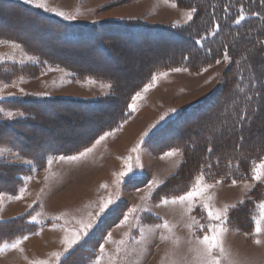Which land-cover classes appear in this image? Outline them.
Returning <instances> with one entry per match:
<instances>
[{
    "label": "rangeland",
    "instance_id": "obj_1",
    "mask_svg": "<svg viewBox=\"0 0 264 264\" xmlns=\"http://www.w3.org/2000/svg\"><path fill=\"white\" fill-rule=\"evenodd\" d=\"M15 1L36 7L45 15L38 12L30 15L25 12L27 9L20 7V3L0 0V30L17 31L20 35H28L31 37V41L33 40L42 46L45 51L52 52L61 58L74 60L84 67L112 69L116 75H119V80L122 77L123 80L119 83L121 85L126 84L127 88L132 85L136 86L138 79L145 74L148 68L154 65L155 62L157 64V59L163 55L178 53L180 47L178 45L173 46L169 40L164 43L156 42L154 39L142 40L134 33L124 36L117 29L107 30L104 27H99L104 38L102 41L109 47V53H114V55L109 56L102 48L94 46L93 41H86V43L77 45L66 44L61 35L54 33V22L52 21L53 24L47 23V18L51 21V18L47 15L68 21H87L96 25L98 23L108 25L113 22H131L174 28L186 26L197 17L196 11L193 13L192 19L188 20L186 13L195 7L180 4L177 0H45L48 8H56L58 11L73 16L74 19H68L67 15L60 16L55 11L37 7L35 3L30 4L27 0ZM109 33H114L116 38L119 39L120 42H117V47L115 44H108L109 40L106 36ZM0 41H12L19 45V47H13L10 43H0V109H2L0 120H7L12 123L16 121L24 122L19 125H12L16 132L18 131L20 134L16 136L18 140L22 141L19 147H15L6 141L0 142V150H3L0 153V161L3 160L13 165L12 175L23 174L24 181L19 188L17 187L18 190L12 192L0 191L4 196H19L20 190L26 185L27 178L37 172L44 171V169L48 171L50 168L48 161L53 157L75 155L83 149L91 147L105 132L118 134L124 131L132 122L142 120L141 123L145 128L144 133H148L147 135L142 134L138 142L140 145L139 150L132 154V156L134 155L133 163L130 160L127 163L135 166L136 157L139 156L142 167L136 169L137 174L134 180L125 178L121 183L120 199L117 201L115 211L102 218L88 236L65 253L61 257L60 264H94L97 256L100 255V245L104 246L103 258L100 261L102 264H200V258L196 251L199 247L196 237H202L205 230L196 226L190 228L188 225L192 223V217H195L200 224H207V212L201 210L198 202L191 212L186 210L185 205L179 203L175 205L161 204L162 198L173 196L168 197L160 193L161 187L171 180L172 176L178 175L182 171L181 167L185 162L195 163L194 158L200 159L198 161L199 171L196 175L203 172V182L213 185L212 188L207 190L206 195L212 197L210 204L216 209L223 210L227 205L230 211L232 205H241V202L244 203L248 200L252 191L264 186V179L255 181L252 178L253 167L264 162V150L258 152V149L262 147L251 148L248 145L252 140L260 143L264 139V88H262L261 93L257 90L256 93L254 92L248 96L249 99L251 96L254 98L259 97V99L255 98L251 101L253 106L250 107L251 113H254V115L250 126H246L244 120V125L240 124L237 127L238 132L234 135H230V132L224 134L222 129L227 122L222 120L221 117L226 115L228 109L224 110V105L220 102L222 100L223 102L228 101V99L226 100L227 96H230L231 93L238 94L242 90V86L239 87V91H234V87H231L230 78L232 72H234V57L238 54H234V50H230L229 47L224 52L222 50L213 59L201 64L198 68L189 64L162 68L158 66L159 68L150 74L148 80L138 85L131 94L125 105L128 112L125 120L116 127L108 126L105 128L106 130L98 133L96 131L98 127L102 123L108 122L112 114L117 111L116 103L118 104L120 98H122L121 93L124 95V89L116 95L117 90L111 80L98 77L92 73L78 74L76 70L64 63L53 62L42 56L34 51L35 49L30 47L29 43H25L13 37V35L8 36L0 33ZM255 44V49L262 58L260 60L264 62V35H258ZM65 48H70L73 51L67 52L64 50ZM83 49L86 50L83 51ZM87 50L90 51V55L85 52ZM226 51L230 57L229 61L223 59ZM243 51L240 52L241 55L239 54L238 57L244 55ZM30 57L31 59H29ZM217 60L220 61L219 64L216 62ZM18 64L22 68H19ZM252 68L254 71L256 69L255 75H257L258 61L252 64ZM173 69L182 70L173 71ZM161 73H167V75H160ZM153 75L157 77L153 87L144 92V86L151 82ZM261 77L263 78L264 75H261ZM90 80L93 82H89ZM21 89H23V92H21ZM137 92L141 93V98L136 100L135 110H133L129 105L133 103L132 97ZM112 95L115 97L114 101L103 104L101 106L103 112L91 111L88 113V108L84 109L80 105L74 106L73 104L64 105L60 100H57L94 101L111 98ZM45 99H54L55 102L47 103L44 101ZM24 101L26 104L22 103ZM29 101H33L34 104L31 106L37 109L28 108L27 105L30 106ZM204 107L208 108L207 113L198 112L204 110ZM229 107H232V105H229ZM171 109L176 111L170 112ZM9 112L12 113L11 116L8 115ZM165 113H168V115L161 120V116H164ZM207 118H211L213 122L219 118L212 130L209 127L210 123L206 120ZM78 123L80 125L76 126ZM152 125H155V127H151ZM205 130L206 132L203 134ZM94 131L98 135L85 147L71 154L50 153L45 165L42 167L34 165V160L27 154L22 153L20 148L23 147L29 151L33 149L43 151L46 148H55L58 144H66V146L76 144L86 140ZM16 132L9 130L4 135L8 134L11 137ZM173 136L181 137L180 145H173L172 148L167 149L162 148L164 150L161 151L157 149L158 146L163 147L166 143L168 144V141H170L168 139ZM105 139L108 141L104 146H107L111 139L110 137ZM225 139H228V141H225ZM201 141L206 146L200 154L198 153V146L201 145ZM148 143H152L153 147ZM226 144H229V146L227 147ZM209 148L214 152L209 151ZM172 149H178L179 151L172 156L164 155ZM105 150L108 151L107 147ZM130 151H127V158L132 152ZM245 157L249 158L248 165L244 163L245 161H242V158ZM221 158L222 163L226 162L229 167L241 165L242 163L247 165L246 168L248 167L247 170L250 171L248 178L245 181L235 180V184H233V181L225 183L222 178L205 179L207 171L211 168L219 169L218 165L215 164L219 163ZM57 162L55 169L48 171V176L56 173L63 175L66 160L58 159ZM113 165L114 163L110 162L109 159V169L96 170L93 173L94 177L96 175L101 176L103 173L104 176H107V173L109 175L112 173L116 180L115 174L123 170L116 172V170H113ZM26 166L32 167L34 171L27 169ZM104 166L107 167V163ZM0 175L5 176V178H0V185L7 183L12 178V175L2 168H0ZM135 180H140L143 184L136 188L130 187V182H137ZM194 180L195 178L192 179V183ZM153 181L156 182L154 186ZM108 188L109 193L116 192L114 183L107 188H103L102 192H108ZM84 189L90 190V188ZM99 189L102 188H95V191ZM262 202H264V199L258 200L259 210L264 216V208L260 207ZM94 204L96 205L95 212H97L99 204L98 202H94ZM40 205V202L36 201L31 205L29 204L27 209L26 206H23L9 220L26 215V218L33 223L32 217L37 212L42 211ZM133 206L137 207V211L130 216L126 224L120 225L123 215ZM150 216H155V219L158 218L159 221L155 220L154 222ZM54 217V220H49L44 224L37 223L39 227L34 231L27 230L25 226H19L21 228L19 231L23 233L17 234L16 238L12 240L0 243V247L5 243H11L17 238L28 236V239L21 244L24 251L9 248L0 252V264L26 263V253L30 248L37 255L34 260H48L50 264H57L56 258L51 256V253L62 252L64 245L61 242L62 238L57 234L55 236L54 231H52L53 229L62 228L59 218L55 215ZM164 221H167L171 226V232L162 227H155V225H162ZM262 223L261 227L264 228ZM53 225H56V227H53ZM43 227L52 229H47L46 233L42 235ZM225 227L228 231L224 234L223 243L228 257L222 261V264H229V261L232 264H259V261L264 260V248L260 247V245H264V236L256 235L255 237L254 235L255 240L260 239L261 241L260 244H256L255 240L252 239V234L248 235L230 230L227 223ZM109 233H111V240L108 239ZM40 234L41 238L33 240ZM162 236L166 239H161ZM53 239H56V242H53ZM121 239L125 243L121 246L122 251L117 254V242ZM87 240L90 242H86ZM251 241L252 243H250ZM38 242L40 244H37ZM78 249L80 253L77 252L72 258L73 251ZM113 256L115 257L114 261L110 259ZM43 257L46 258L42 259ZM32 260L30 259V261Z\"/></svg>",
    "mask_w": 264,
    "mask_h": 264
},
{
    "label": "trees",
    "instance_id": "obj_2",
    "mask_svg": "<svg viewBox=\"0 0 264 264\" xmlns=\"http://www.w3.org/2000/svg\"><path fill=\"white\" fill-rule=\"evenodd\" d=\"M6 1L12 3H20L19 1H15V0H6ZM177 1L183 5L194 6L197 11V17L188 25L186 26L184 25L183 27H176V28L150 26L142 23H131V22H113L108 25L98 23V25H96L94 23L87 21H68L47 15L48 17L51 18L50 19L51 21H49V19L47 18L46 20L47 23L53 24L54 22L53 24V26L55 27V29H53L54 33H56L57 35H61L62 40L65 41L66 44L77 45L81 43H86V41H93L94 46L102 48V50L105 53H107L109 56L114 55V53L110 54L108 50L109 47L105 45V42L102 41L104 38L103 35L100 33L101 30H99V27H104L107 30L112 28L117 29V31H119L121 34H124V36L134 33L137 34L142 40L154 39L156 42H162V43L169 40L171 41V44L173 46L178 45L180 47L178 53L174 52L173 54L170 55L168 54L163 55L162 57L157 59L158 60L157 64L155 62L154 65H151L148 68L145 74L142 77H140V79H138L139 81L137 85L136 86L132 85L128 88L126 84L121 85L119 83L123 79L121 77V79L119 80V75H116V73H114L112 69H105V68L91 69L84 67L81 64L76 63L74 60H71L69 58H61L60 56L58 57L52 52L50 53L45 51L42 48V46L38 45L33 40L31 41L30 36L20 35V33L17 31H8L2 29L0 30V33H4L8 36L13 35V37L18 38L25 43L26 42L29 43V46L35 49L34 51L38 52L39 54H41L42 56L48 58L53 62L55 61V62H60L62 64L64 63L67 66L72 67L74 70L78 72V74L81 73L85 75L86 73H92L98 77L111 80L114 83V86L116 87L117 90L116 95H118L121 90L123 89L125 90L124 95H122L121 93L122 98H120L119 103L118 104L116 103L117 111L116 112L114 111L115 113L112 114V117L108 120V122H104L100 125V127H98V129L96 130L98 133L106 130L105 128L108 126L116 127V125H119L120 123H122L123 120H125V117L128 115V112L126 111L125 108L128 99L130 98L134 90L138 87V85L142 84L145 80H148L150 74L155 69H158L159 67L162 68L165 66H173V65L175 66L180 64L182 65L189 64L191 66L193 65L196 68H198L204 62L209 61L214 57H216L217 55H219L222 52V50L224 52L226 48L228 49V47L230 48V50L232 51L234 50L233 51L234 54H238V56L240 52L244 50L243 51L244 55H242V57H238L237 55L236 57H234V63H233L234 72H232V77L230 78V82L232 84L231 87L232 86L234 87L233 90L239 91V87L241 88V86H242V90L238 94L231 93L230 96H227L226 100L228 99V101L223 102L222 100L220 102L224 105V110L228 109L226 115L221 117L222 120H226L227 122L226 126L222 128L224 134L226 132H230L231 133L230 135H234L238 132L237 127L240 126V124L244 125L245 121H246V126L251 125L252 118L254 115V113H251L252 110L250 107H253L251 101L252 99L255 98L259 99V97L256 96L254 98L253 96H251L249 99L248 96L254 92L256 93L257 90H259V92L261 93L262 88H264V77L263 78L261 77V75H264V68H263L264 62L260 60L262 58L260 57V54L257 53L258 51L255 49L256 48L255 41L257 36L261 34L264 35V0H177ZM20 5L21 8L27 9L25 12L29 13L30 15H32L33 13L36 14L37 12L42 15H45L42 11L38 10V8L36 7L29 6L23 3H20ZM241 12H243L244 14V19L240 20L239 23H237L236 21L239 20V16ZM217 25L219 27H217ZM104 28L101 29L104 30ZM106 37H108L109 40L108 44L110 45L115 44L116 47L118 46L117 42L119 41V39L116 38V35L114 33H109V35H107ZM64 50L67 52L73 51L70 48H65ZM84 50L86 49H83V51ZM85 52H87L89 55L91 54L89 50ZM256 61H258V68H259L257 75H255L256 69L254 71V69L252 68V64ZM11 65L13 66V64ZM18 67L22 68L19 64ZM114 99L115 97H113L112 95L111 98H105L100 100L98 99L94 101L72 100V99H57V100H60L62 104L64 103V105L73 104L74 106L80 105L84 109L88 108L87 111L88 113H90L91 111L101 112L103 110L101 106L105 103H112ZM44 101H46L47 103L55 102L54 99L53 100L45 99ZM46 102L44 103L46 104ZM22 103L26 104L25 101ZM28 104H30V106L27 105L28 108H32V107L36 108L34 106H31L34 104L33 101H29ZM229 105L230 106L232 105V107H229ZM203 109L204 110H200L198 112H202V113L204 112L203 114L207 113L208 108L204 107ZM219 118H217V120H215L214 122L211 120V118L206 119L210 123L209 127L211 128V130L212 128L215 127L214 124L218 122ZM22 123L24 122L16 121L12 123L10 121L1 119L0 142L6 141L7 143L15 147H19V144L21 145L22 141L17 139L16 136L17 134H19V132L17 131L18 132L17 133L16 129L12 125L13 124L19 125ZM79 125L80 123L76 124V126ZM9 130H14L16 134H14V136L11 137H9L8 134L4 135V133L8 132ZM96 131L91 133L86 140L76 144H69L67 146L66 144H58V146L55 148H46L43 151H41V149H33L29 151V150H25L23 147L20 148L22 150V153H24L25 155L27 154L34 160V165H36L37 167L38 166L42 167L43 165H45L47 161V157L50 153L53 152L57 154L74 153L80 150L82 147H85L86 144H88L89 142H91V140H93L95 136L98 135ZM200 132L202 133V131ZM205 132L206 130L203 131V134H205ZM207 132L209 133L210 131L208 130ZM198 136L201 138L200 135ZM168 140H170L168 141V144L166 143V145H164L163 147L156 146L157 149L161 151L164 150L162 148L167 149L169 147L172 148L173 145H180L179 143L181 142L182 139L181 137L178 138L173 136ZM226 140L228 141V139H225V141ZM230 141L231 139L229 140V143ZM148 144L153 147L152 143H148ZM248 145H250L251 148L262 147L261 149L256 148L258 149V152H260L264 150V139L260 143H257L256 140H252V142L250 141ZM205 146L206 145L204 144V142L201 141V145L198 146L199 147L198 153L201 154L202 151H204ZM226 146L228 147L229 144H226ZM224 148L226 149V147ZM158 150H156V152H158ZM213 152L214 151L212 150V153ZM204 153L206 154V152ZM248 159L249 158L245 157L242 158V161H245L244 163L248 165L249 163L247 162ZM199 160H200L199 158L198 159L194 158L195 163H190V161L185 162L181 167L182 171L178 175L172 176L171 180H169L164 186L161 187L160 193L165 196L171 197V196L183 194L184 192L188 191L192 184V179H194L197 176L196 174L199 171L198 168ZM222 162L223 161L221 158L220 162L219 163L217 162L215 164L218 165L219 169L216 170L211 168V170L207 171L205 179L215 180L216 178H222L223 180H225V183H230L233 180L245 181V179L248 178V173L250 171L247 170L248 169V167L246 168L247 165L242 163L241 165H235L229 167V165L226 162L224 163ZM0 168L4 169L5 171L9 172L10 175H12L14 166L7 163L6 161L1 160ZM26 168L31 170L32 172L34 171L32 167L30 168L26 166ZM24 171L26 170L24 169ZM1 177L5 178V176L0 175V178ZM133 182L134 181L130 182L129 184V186L132 188H136L143 184L140 182V180L135 183ZM23 183H24L23 174L12 175V178L7 183L0 185V191H5V192H12L13 190L15 191L17 187L19 188ZM263 199H264V186H261L256 191L254 190L250 193V196L248 197L247 201H245L241 205L236 206L235 208H232L229 211L228 224L231 227L241 231H245V232L251 231L255 226V219L260 211L258 200H263ZM150 217L154 220V222L155 220L159 221L158 218L155 219V216H150ZM19 226H25L26 229L30 231L37 230L39 227L38 224L30 222L26 218V215H21L17 218L6 221H0V243L16 238L17 234L18 235L22 234L23 232L19 231L21 229L19 228ZM88 240L86 242H90ZM77 252L80 253L79 249L73 251V254L71 253L72 254L71 257L73 258Z\"/></svg>",
    "mask_w": 264,
    "mask_h": 264
},
{
    "label": "crops",
    "instance_id": "obj_3",
    "mask_svg": "<svg viewBox=\"0 0 264 264\" xmlns=\"http://www.w3.org/2000/svg\"><path fill=\"white\" fill-rule=\"evenodd\" d=\"M141 122L142 120L134 121L126 127L124 131L107 136L106 138L110 137L111 139L110 142H108L109 144L107 143V146L104 145H106V141L108 140L104 139L96 145L92 152L81 157L79 160H66L63 168V175L56 173L48 176L49 172L55 169L58 163L59 156L53 157L51 159V165H48L50 166L48 170L49 172L44 169V171L37 172L33 176L27 178L21 199H15L14 197L16 196H3L2 201H0V221L9 220V218L14 217L15 213L19 212L18 210L23 206H26L27 209L29 204L31 205L38 201L41 204L42 211L37 212L34 215L36 219L32 220L33 223L44 224L49 220H54L55 215L59 218L61 225H64L67 221L70 226L78 227L76 219L87 217L89 212L95 214L96 205L94 202H98L99 204L101 197H107L110 194L109 188L108 192H102L104 187H101V185L107 184L109 187L110 184L112 185L115 181L112 173L110 175L107 173V176H104L103 173L101 176L96 175V177H94L95 175L93 173L96 170L109 169V159L110 162L114 163L113 170H116V172L124 170L129 162V159L126 157L127 151H132V149L136 147L145 131ZM106 147L108 151L105 150ZM133 153L134 152H131L129 154V157H131V163L134 161V155L132 156ZM106 163L107 167L104 166ZM98 187H101L102 189L95 191V188ZM84 188H90V190L88 191ZM102 193L104 194L102 195ZM18 195H20V193ZM60 217H63V219ZM257 220H260L263 222L262 224H264L261 210L255 219V226ZM227 226L230 230L248 235L252 234V239L254 240L255 238L253 236L255 235L256 237L257 235L254 232L255 226L249 232L231 227L228 224V220ZM49 228L43 227V230L41 229V234L44 235ZM52 231H54L55 236L57 234L61 238H63V235L65 234L63 228L53 229ZM41 234L40 236L33 238V240L41 238ZM259 236L263 237L264 231H262ZM55 240L53 239V242H56ZM250 243H252V241ZM37 244H40V242ZM260 247L264 248V245H260ZM27 251L26 263L23 262V264H29L30 259L34 260L37 257L36 253H34V250L31 248ZM45 258L43 257L42 259ZM100 264H102V262ZM259 264H264V260L259 261Z\"/></svg>",
    "mask_w": 264,
    "mask_h": 264
},
{
    "label": "snow or ice",
    "instance_id": "obj_4",
    "mask_svg": "<svg viewBox=\"0 0 264 264\" xmlns=\"http://www.w3.org/2000/svg\"><path fill=\"white\" fill-rule=\"evenodd\" d=\"M28 3L32 4L35 3L37 7L45 8L49 11H55L60 16H66L67 14L63 11H58L56 8H48L45 0H27ZM175 6V5H173ZM196 12V9L193 8L189 10L186 15L188 20H191L193 17V13ZM68 19H74L73 16L67 15ZM244 19V14L241 12L239 16V20L236 22L239 23L240 20ZM217 27H219L217 25ZM0 43H10L13 47H19V45L15 44V42L12 41H0ZM31 59V57L29 58ZM223 59L225 61H229L230 57L227 53V51L224 53ZM218 64L220 63L219 60L216 61ZM182 69H173V71H181ZM206 70V69H205ZM160 75H167V73H161ZM157 77L156 75L152 76L151 82L146 84L144 86V92H147L149 88L153 87L154 82L156 81ZM93 82V81H89ZM21 92H23V89H21ZM141 98V93L137 92L133 97L132 101L133 103L129 105L130 108L135 110V102L136 100ZM2 111V109H0ZM175 109H171L170 112H175ZM9 116L12 115L11 112L8 113ZM168 113H165L164 116H161V120L167 116ZM151 127H155V125H152ZM111 132H105L103 135H101L94 144H92L91 147L83 149V151L78 152L75 155L71 156H60L58 159L60 160H78L81 157L86 156L88 153L92 152L93 149L98 145L101 141H103L107 136L111 135ZM148 133L145 132L144 135H147ZM140 145L137 144L136 147L132 149V152H138ZM209 151H212L211 148L208 149ZM3 150H0V153H2ZM179 150L178 149H172L169 152H166L165 156H172L175 155ZM129 160L131 157L128 158ZM49 165H51L52 161H48ZM142 165L140 164L139 156L136 157V163L135 166H133L131 163L127 164L123 171L115 174L117 179L114 181V184L116 185V192L110 193L107 197H101L100 203L98 206V211L93 214L92 212H89L87 214V217H82L79 219H76V224L78 227L70 226L69 223L66 221L64 225L61 227L63 228L65 235L62 238V243L64 245V249L62 252H52L51 256L56 258L57 264H60L61 257L65 255L70 249L73 248V246L77 245L84 237L88 236L92 230L97 226L98 222L102 220V218L106 217L108 214L115 211L117 201L120 199V185L121 183L127 178L128 180H134L136 178V169L141 168ZM252 178L255 181H261L264 179V162L260 163L257 166H254L252 169ZM204 181V173L201 172L199 175L195 177L194 182L191 184L188 191L184 192L181 195L173 196L171 198H162L161 204H181L186 206V210L188 212H191L194 207H196L197 202L200 204L201 210L207 212V218L208 223L207 224H200L198 220L195 219V217H192V223L188 225V227L192 228L193 226H196L204 231V235L202 237L198 236L196 237L198 241L199 247L197 248V255L200 258V264H222V261L227 259L228 253L224 247L223 243V237L224 234L228 231V229L225 227L228 217L227 213L229 211V206H225L223 210L214 208L210 201L212 200V197L210 195H206L207 190L212 188L213 185L206 184ZM236 181L233 180V184H235ZM156 184L155 181H153V186ZM101 187L107 188L108 185L104 184L101 185ZM24 193V189L22 188L20 190V195L14 197L15 199H21ZM150 195V193H149ZM4 194L0 193V201H2ZM243 203V202H241ZM232 208H235L236 205H232ZM260 207L264 208V202L261 203ZM137 211V207L133 206L131 209L128 210L126 214L123 215V219L120 222V225L126 224L130 218V216ZM63 219V217H60ZM33 220L36 219V217H32ZM75 219V218H74ZM262 219H264V216H262ZM118 225V226H120ZM53 227H56V225H53ZM156 228H164L167 229L169 232L172 231L171 226L167 221H164L162 225H155ZM262 231H264V228L261 227V221H256V226L254 228V232L259 235ZM28 236H23L21 238H17L16 240L12 241L11 243H5L2 247H0V252H3L7 249H19V251L23 252L24 249L21 247V244L24 240H27ZM108 239L111 240V233L108 234ZM161 239H166V237L162 236ZM125 241L121 239L119 242H117V248L116 253L119 254L122 251V245H124ZM256 244H260V239L255 240ZM104 253V246L100 245V255L97 256L96 260L94 261V264H100L101 259L103 258ZM27 259V257H25ZM111 260H115V257H111ZM29 264H50V261L48 260H32L29 261ZM229 264H232L231 261H229Z\"/></svg>",
    "mask_w": 264,
    "mask_h": 264
}]
</instances>
